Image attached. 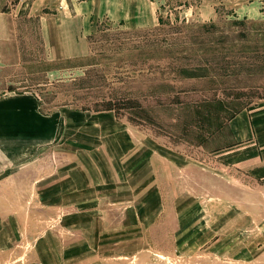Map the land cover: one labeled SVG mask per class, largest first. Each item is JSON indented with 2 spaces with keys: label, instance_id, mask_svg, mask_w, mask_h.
<instances>
[{
  "label": "rangeland",
  "instance_id": "rangeland-1",
  "mask_svg": "<svg viewBox=\"0 0 264 264\" xmlns=\"http://www.w3.org/2000/svg\"><path fill=\"white\" fill-rule=\"evenodd\" d=\"M0 11V101L65 111L42 143L1 119L0 264H264V185L216 156L264 102V0Z\"/></svg>",
  "mask_w": 264,
  "mask_h": 264
},
{
  "label": "crops",
  "instance_id": "crops-1",
  "mask_svg": "<svg viewBox=\"0 0 264 264\" xmlns=\"http://www.w3.org/2000/svg\"><path fill=\"white\" fill-rule=\"evenodd\" d=\"M6 26H8V15L0 11V38L5 35ZM64 114L65 111L41 114L36 99L31 97L8 99L3 103L0 101V122L2 119L11 132L19 135H14L19 137L17 141L30 139L42 143L56 140L60 135L59 126ZM230 132L233 143L221 150L222 152H218L216 155L218 161L224 166L247 171L256 181L264 185V102L241 110L231 118ZM108 161L113 170L112 158Z\"/></svg>",
  "mask_w": 264,
  "mask_h": 264
},
{
  "label": "trees",
  "instance_id": "trees-1",
  "mask_svg": "<svg viewBox=\"0 0 264 264\" xmlns=\"http://www.w3.org/2000/svg\"><path fill=\"white\" fill-rule=\"evenodd\" d=\"M161 20V19H160ZM99 24V23H98ZM110 28V27H109ZM108 28V25L107 24H99L98 25V29H97V31L98 32H103L104 30H107V29H109ZM205 40V39H204ZM204 40L203 39H201L200 40V43H203L204 42ZM92 45V44H91ZM90 49H91V51H93V46L92 47H90ZM186 75H188L189 77H197V76H199V75H196V73L195 72H187L186 73ZM210 104H206L205 106H209ZM110 110H112V111H114V108H110ZM116 114V113H115ZM237 114V112L231 117V118H233L235 115ZM230 118V119H231ZM202 120H203V116H202ZM202 122V121H201Z\"/></svg>",
  "mask_w": 264,
  "mask_h": 264
}]
</instances>
